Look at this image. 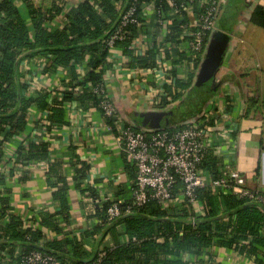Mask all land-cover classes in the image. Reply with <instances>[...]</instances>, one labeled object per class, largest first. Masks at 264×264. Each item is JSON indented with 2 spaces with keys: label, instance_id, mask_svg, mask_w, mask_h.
I'll use <instances>...</instances> for the list:
<instances>
[{
  "label": "trees",
  "instance_id": "trees-1",
  "mask_svg": "<svg viewBox=\"0 0 264 264\" xmlns=\"http://www.w3.org/2000/svg\"><path fill=\"white\" fill-rule=\"evenodd\" d=\"M19 1L27 6L28 18L21 14L17 5ZM146 1L81 0L68 10L67 0H52L49 5H39L34 0H0V186L5 189L0 197V221L5 215L9 216L5 224L0 225V245L11 253V261L6 264H17L16 252L34 249L55 254L63 264H83L93 260H99V264H194L201 263V259L190 260L185 258L186 255L199 257L214 247H226L261 262L258 255L264 253V208L253 200L214 192L210 187L198 191L203 213L196 216L195 224L191 221L193 204L163 209L155 200L134 207L130 212L124 211L114 221H108L106 211L111 201L107 200L101 204L94 203L86 213L88 219L99 220L95 226L84 229L80 236L69 227L70 186L62 171L63 161H51L54 147L42 138V133L68 124L67 105L72 102H76L83 111L96 108L103 114L100 103L107 95L104 75L112 67L108 60V40L120 28L123 15L133 5L136 6L134 17L137 20L123 27L125 37L116 40L115 47L121 48L127 56L128 68L145 70L146 74L155 72L158 67L157 50L153 47L137 54L133 40L143 25L142 5ZM154 1L165 17L171 9L167 0ZM183 1L176 0L178 4ZM61 18L62 21L59 20ZM250 19L264 27V0L253 9ZM181 32L182 28L172 26L167 39L176 45L183 38ZM200 52L203 50H194L196 69L202 61L198 56ZM35 57L44 59L43 73L68 69L61 88L27 94L29 82L21 65ZM183 57L182 53L173 63H179ZM83 64L85 70L80 75L76 65ZM195 76L196 71L189 73L185 80L175 79L174 85H165L166 95L160 98V108L165 109L181 100ZM32 106L45 114L35 122L36 138L18 142L14 158L4 165L7 158L5 144L27 131ZM190 115L187 120L195 116ZM105 119L116 132L117 117ZM68 157L75 169V186L84 196L98 200L99 194L94 187L82 188L87 182L90 165L76 153H69ZM41 161L49 163V185L56 188L52 193L55 209L40 210L38 225L25 228L23 219L12 213L8 194L11 189L5 186L6 177L22 170L20 180L26 181L30 175L25 167ZM6 165H10L7 173L3 171ZM203 165L212 169L215 176L220 174L222 162L218 157L209 155ZM130 170L134 182V167L131 166ZM53 176L57 177L56 181H51ZM126 200L130 202V199ZM118 225H123L125 240H116L112 247L100 251L99 245L105 233L113 232ZM85 240L91 244L90 250L85 247ZM101 252L104 253L100 255Z\"/></svg>",
  "mask_w": 264,
  "mask_h": 264
},
{
  "label": "crops",
  "instance_id": "crops-1",
  "mask_svg": "<svg viewBox=\"0 0 264 264\" xmlns=\"http://www.w3.org/2000/svg\"><path fill=\"white\" fill-rule=\"evenodd\" d=\"M34 1L39 5H49L52 2V0ZM79 1L81 0H67L66 9L69 10ZM233 1L234 10L231 15L225 17L226 8L232 2L224 0L215 28L208 35L203 52L198 54L202 61L196 69L194 50L189 42L192 39L191 32L197 28V8L184 10L182 13L170 9L165 13L164 21L159 23L155 1L147 0L142 5L143 25L133 37L139 48H136V52L144 53L154 47L157 50V62L159 60L164 63L168 73L173 77L168 81V75L156 70L153 74H143L139 69L128 68L127 56L123 54L121 48L115 47L110 50L108 60L112 63V67L106 70L104 82L107 95L113 102L121 123L130 122L133 125H135L133 118L140 111L147 109L174 111L177 106L184 103V99L195 88H210L209 93L192 97L193 100L201 99L202 110L209 108L222 114L224 116L222 122L235 128L232 146L222 144L220 157L213 149L210 155L218 157L222 164L230 163L241 171L248 187L264 192V61L262 63L258 56L257 67L254 68L252 57L247 54L248 49L254 46L246 45L242 37L247 32L243 23L245 20L252 22L251 12L261 0ZM17 5L23 17L28 18L29 13L25 3L19 1ZM59 20L62 21V18ZM218 20H225L226 23L217 26ZM172 26L182 28L183 38L176 45L167 39ZM184 37L187 38L184 39ZM182 53L184 57L179 63L174 64L173 61ZM42 65L41 57L25 60L21 65V70L25 72L29 82L27 90L29 95L38 90L61 88L62 80L69 73L66 68H60L52 73H43ZM76 69L80 75L83 74L85 64L76 65ZM195 71L196 76L185 96L165 109L160 108V98L164 96L163 91L166 92L165 85H174L177 78L185 80L189 73ZM197 81L201 83L200 86L195 84ZM192 114L195 115V113ZM44 116L45 114H42L36 106L29 109L27 131L5 144L7 158L4 165L14 158L18 142L36 138L35 122ZM190 116L185 117L181 122L184 123ZM66 118L69 121L67 125L56 127L50 132H43L42 138L51 142L54 147L50 156L51 161H63L62 171L67 176L70 186L68 201L71 206V223L69 227L80 236L81 231L92 228L99 220L88 219L86 216L88 209L94 206V200L84 196L81 189L75 186L73 180L75 169L68 154L76 153L90 165L87 182L82 185V188L88 185L94 187L101 203L118 197L130 199L133 178L131 165L126 160L118 141L119 123L115 132L98 109L89 108L88 111H83L76 102L67 105ZM8 166L10 165H6L3 169L5 173L8 171ZM25 168L29 170L28 180L21 181L22 170H17L14 175L6 177L5 186L11 189L8 194L12 213L27 219L25 221L27 225L34 222L37 226L40 210L55 209L52 193L56 188L49 185L48 162H33ZM56 179V176L51 177V181ZM122 233L123 225H118L113 232L105 233L99 250L103 251L105 247H112L116 240L124 241L125 237ZM53 237L56 235L53 234ZM90 245L86 241L85 247L88 250L91 249ZM258 257L260 263L232 249L214 247L210 251L203 252L199 257L186 255L185 258L195 261L201 259V263L194 264H264V253L259 254Z\"/></svg>",
  "mask_w": 264,
  "mask_h": 264
},
{
  "label": "built area",
  "instance_id": "built-area-1",
  "mask_svg": "<svg viewBox=\"0 0 264 264\" xmlns=\"http://www.w3.org/2000/svg\"><path fill=\"white\" fill-rule=\"evenodd\" d=\"M167 2L172 11L179 13L197 8V28L191 32L192 39L189 44L193 50L202 51L205 39L215 28L224 0H184L179 4L176 0ZM135 9L136 6L133 5L123 15L122 25L108 40L110 50L115 48L116 40L125 37L123 27L137 20L134 17ZM156 12L159 23H162V11L156 8ZM136 48L139 49L137 46ZM42 61L44 62L43 58ZM157 64L156 71L168 75L169 81L173 76L168 73V68L159 60ZM141 72L146 74L145 70ZM163 94L166 95V92L163 91ZM100 106L104 117H117V123L120 124L119 144L126 160L135 170L130 202L119 197L109 200L111 203L106 211L108 221H114L124 211L130 212L134 207H141L150 200H155L163 209L185 203L193 204L194 215L191 221L195 224L196 216L203 213V203L198 197V191L205 187L212 188L214 192L234 194L239 198L261 202L264 208V192L248 187L244 174L230 163L222 164L219 168L220 174L216 176L212 169L209 170L203 165L212 149L220 157L222 144L232 146L235 128L222 122V114L205 108L193 118L172 128L145 129L121 123L108 95L101 101ZM4 190L0 186V197ZM94 203L100 204L101 200ZM8 217L5 215L0 225L5 224ZM26 220L23 219V227H36L34 222L27 225ZM102 253L104 252L100 255ZM14 256L17 264H63L55 254L40 249L16 252ZM9 261L10 251L0 245V264ZM83 264H99V260Z\"/></svg>",
  "mask_w": 264,
  "mask_h": 264
},
{
  "label": "rangeland",
  "instance_id": "rangeland-1",
  "mask_svg": "<svg viewBox=\"0 0 264 264\" xmlns=\"http://www.w3.org/2000/svg\"><path fill=\"white\" fill-rule=\"evenodd\" d=\"M231 2L232 3H230L229 6L226 8L227 12L225 14V17L231 15L234 10V7L232 5L234 1L231 0ZM225 23V20H218L217 26L224 25ZM243 27H246L247 30L245 35L242 36L246 45L250 44L254 46L252 48L250 47V50L248 49L247 54L249 55V57H252L251 61H253L254 63V68H256L258 58L261 60L262 63L264 61V28L250 22L249 20H245V22L243 23ZM205 89L206 87L195 88V90L190 93L189 100L184 101V103H181V105L177 106L174 109V114L172 115V125H179L180 123H182L181 121L183 120V118L195 112L202 105L201 99L191 100V98L197 97L200 92H203Z\"/></svg>",
  "mask_w": 264,
  "mask_h": 264
},
{
  "label": "water",
  "instance_id": "water-1",
  "mask_svg": "<svg viewBox=\"0 0 264 264\" xmlns=\"http://www.w3.org/2000/svg\"><path fill=\"white\" fill-rule=\"evenodd\" d=\"M197 86H200L201 83L195 82ZM174 114L173 110H153L147 109L144 111L138 112L136 115L140 117L139 128L145 129H162L168 128L172 125V115ZM259 206L263 207L261 202L255 201Z\"/></svg>",
  "mask_w": 264,
  "mask_h": 264
},
{
  "label": "flooded vegetation",
  "instance_id": "flooded-vegetation-1",
  "mask_svg": "<svg viewBox=\"0 0 264 264\" xmlns=\"http://www.w3.org/2000/svg\"><path fill=\"white\" fill-rule=\"evenodd\" d=\"M199 88H203V87H199ZM210 90H211L210 88H206V89L204 90V93L201 92L200 95H202V94L206 95L207 93L210 92ZM184 100H185V101H188V100H189V96H187V98H185ZM191 100H193V98H191ZM194 100H195V99H194ZM201 102H202V101H201ZM200 107H201V106H200ZM200 107H199V110L197 109L198 111L196 110L195 112H193V113H195V115H197L198 113L201 112L202 108H200ZM202 107H203V106H202ZM173 112H174V111H173ZM133 119H134V123H135V125H136V126H139V123H140V122H139V121H140V117H139L138 115H136ZM183 119H184V118H183ZM171 126H175V125H171Z\"/></svg>",
  "mask_w": 264,
  "mask_h": 264
}]
</instances>
